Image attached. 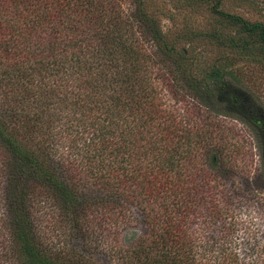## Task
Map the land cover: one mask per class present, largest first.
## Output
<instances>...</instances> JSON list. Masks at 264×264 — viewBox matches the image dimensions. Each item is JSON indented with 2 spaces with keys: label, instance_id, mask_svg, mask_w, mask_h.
<instances>
[{
  "label": "trees",
  "instance_id": "1",
  "mask_svg": "<svg viewBox=\"0 0 264 264\" xmlns=\"http://www.w3.org/2000/svg\"><path fill=\"white\" fill-rule=\"evenodd\" d=\"M184 1L207 27L167 31L151 0H0V264H240L219 217L243 144L217 116L249 117L227 77L264 58V24Z\"/></svg>",
  "mask_w": 264,
  "mask_h": 264
},
{
  "label": "rangeland",
  "instance_id": "2",
  "mask_svg": "<svg viewBox=\"0 0 264 264\" xmlns=\"http://www.w3.org/2000/svg\"><path fill=\"white\" fill-rule=\"evenodd\" d=\"M151 1H154V5L161 13V24L167 31L175 32L180 28L188 27L202 29L208 26L206 9L197 6L193 8L184 0ZM128 2L130 0H125L126 7ZM222 8L250 22L264 24V0H224ZM147 45L148 49L152 50V43L148 42ZM224 54L228 60L231 58V54L228 52ZM231 61L230 70L233 75L227 77L229 93L238 99L236 103L246 111L250 118H256V122L264 127V58L240 56L232 58ZM155 83L166 105L182 109L180 112L189 106L197 105L196 98H183V96L173 94L171 89L165 85L166 83L159 79H155ZM238 115L232 111L231 114L217 116L232 126L235 142L243 144V147L235 154V159L243 167H240L236 174H230L227 178L229 180H223L224 187L228 188L225 190L235 189L231 186L232 180L235 184L240 185L241 189L238 187L240 191L233 201L225 202L223 206L226 211L219 217V220L234 223L231 236L232 244L227 252L236 253L240 264H264V167L261 161L260 141L253 126L248 123L249 117ZM262 152L264 154V147ZM4 180L0 161V201L1 185ZM207 220L213 221L209 217ZM201 221L202 218L198 217L197 224L193 227L200 229ZM213 225L206 229V233L200 229L202 235L215 236L220 224L216 223L217 227ZM141 229L140 222H131L124 231L134 232L135 230L138 232ZM226 262H228V258H226Z\"/></svg>",
  "mask_w": 264,
  "mask_h": 264
}]
</instances>
